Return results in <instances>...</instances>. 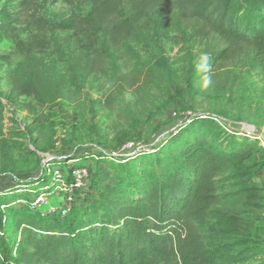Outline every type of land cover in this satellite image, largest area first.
I'll list each match as a JSON object with an SVG mask.
<instances>
[{
	"label": "trees",
	"instance_id": "16d2710c",
	"mask_svg": "<svg viewBox=\"0 0 264 264\" xmlns=\"http://www.w3.org/2000/svg\"><path fill=\"white\" fill-rule=\"evenodd\" d=\"M57 2L69 11L52 17L41 13L43 6ZM12 4L0 10V35L11 41L19 58L9 72V84L16 96L42 106L66 98L75 80L91 75L109 76L115 95L105 98L106 106L120 104L129 90L160 88L168 77L165 58L143 59L131 44L173 16L189 23L194 36L215 38L201 64L188 68V82L208 77L246 49L252 53L248 66L264 76V0ZM61 32L75 36L63 71L50 59L52 38ZM121 49L134 60L127 72L108 67ZM233 131L238 132H228L234 136ZM221 134L211 116H190L161 140L121 158L105 150L72 155L67 171L59 170L66 187L73 184V172L87 168L84 162L91 158L97 165L111 159L112 174L100 183L99 167L93 173L87 168L90 197L81 207L69 206L64 216L59 205L44 215L41 211L49 206H33L39 194L56 190L53 168L64 162L51 163L47 172L31 180L14 178V187L0 190V264H217L223 254L214 239L240 241L250 220L243 214L264 208L263 190L252 182L264 166V160L255 159L262 157L259 140L247 132L227 139ZM227 182L235 190L223 195ZM225 200L238 202L241 209L225 208Z\"/></svg>",
	"mask_w": 264,
	"mask_h": 264
},
{
	"label": "rangeland",
	"instance_id": "374dc122",
	"mask_svg": "<svg viewBox=\"0 0 264 264\" xmlns=\"http://www.w3.org/2000/svg\"><path fill=\"white\" fill-rule=\"evenodd\" d=\"M13 1L0 0V10L14 5ZM68 11L65 4L57 2L43 6L41 13L52 17ZM74 38L73 33L67 32L56 33L52 38L50 59L59 71H63L66 56L73 51ZM214 41L215 38L194 36L189 23L173 16L164 25L146 31L139 43L131 44L132 51L143 59L165 58L168 77L161 80L160 88L129 90L120 104L106 106L105 98L115 95L109 76L91 75L83 81L75 80L66 98L53 106H42L12 91L8 76L19 58L11 41L0 35V190L14 187L16 177L37 178L55 161L64 162L52 169L55 175L59 170L67 171L72 155L83 152L105 150L116 158L132 154L174 132L190 116H211L212 123L222 130V139L233 136L228 132L232 128L238 131H233L237 135L233 137L248 131L263 149L262 157L255 159L263 161L264 139L259 134L264 135V76L259 69L248 66L252 53L246 49L208 77L187 80L188 68L201 64ZM131 54L124 49L114 52L108 67L112 64L124 72L131 70ZM29 103L31 107H25ZM110 162L108 158L106 164L97 165L91 158L84 165L90 173L99 167L102 183L111 177ZM252 182L263 190L264 196V166ZM56 184L61 186L57 179ZM234 190L232 182H227L220 192L228 195ZM90 191L88 181L81 188L56 189L49 196L50 203L61 207L68 204L70 209L81 207ZM223 206L241 209L238 202L225 200ZM243 215L250 220L240 241L214 239L213 245L223 254L217 264H264V208Z\"/></svg>",
	"mask_w": 264,
	"mask_h": 264
},
{
	"label": "built area",
	"instance_id": "2783aa9c",
	"mask_svg": "<svg viewBox=\"0 0 264 264\" xmlns=\"http://www.w3.org/2000/svg\"><path fill=\"white\" fill-rule=\"evenodd\" d=\"M56 175L57 181L60 182L61 186L58 188L56 184V189L62 190H68V187H66L63 183L62 176L60 172L58 171ZM88 175V170L86 168H80L73 172V184L69 188H81L84 185L85 178ZM72 192H69L68 194H71ZM51 194H39L33 201L34 207H39L41 205H47L49 208L47 210L41 211V214L44 215L46 213H53L57 210L58 207L51 206L50 205V196ZM70 199V198H69ZM61 216H64L69 211V205L62 206L60 209H58Z\"/></svg>",
	"mask_w": 264,
	"mask_h": 264
},
{
	"label": "water",
	"instance_id": "95a60500",
	"mask_svg": "<svg viewBox=\"0 0 264 264\" xmlns=\"http://www.w3.org/2000/svg\"><path fill=\"white\" fill-rule=\"evenodd\" d=\"M250 127L252 128V130H255L252 126H250ZM246 132H248V131H246ZM253 133L255 134V132H253ZM259 135L261 136L262 139H264V135H261V134H259Z\"/></svg>",
	"mask_w": 264,
	"mask_h": 264
},
{
	"label": "crops",
	"instance_id": "0c3cea01",
	"mask_svg": "<svg viewBox=\"0 0 264 264\" xmlns=\"http://www.w3.org/2000/svg\"><path fill=\"white\" fill-rule=\"evenodd\" d=\"M52 205L55 206V207L57 206L56 204H52Z\"/></svg>",
	"mask_w": 264,
	"mask_h": 264
}]
</instances>
